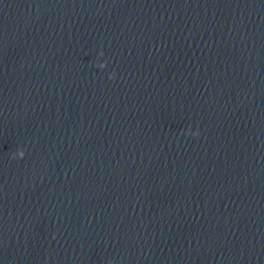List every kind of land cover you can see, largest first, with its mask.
Segmentation results:
<instances>
[{
    "label": "water",
    "instance_id": "water-1",
    "mask_svg": "<svg viewBox=\"0 0 264 264\" xmlns=\"http://www.w3.org/2000/svg\"><path fill=\"white\" fill-rule=\"evenodd\" d=\"M0 264H264V0H0Z\"/></svg>",
    "mask_w": 264,
    "mask_h": 264
},
{
    "label": "clouds",
    "instance_id": "clouds-1",
    "mask_svg": "<svg viewBox=\"0 0 264 264\" xmlns=\"http://www.w3.org/2000/svg\"><path fill=\"white\" fill-rule=\"evenodd\" d=\"M23 156H24V153H20V158H23Z\"/></svg>",
    "mask_w": 264,
    "mask_h": 264
}]
</instances>
